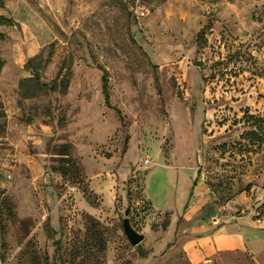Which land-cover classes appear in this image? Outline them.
<instances>
[{
  "label": "rangeland",
  "instance_id": "rangeland-1",
  "mask_svg": "<svg viewBox=\"0 0 264 264\" xmlns=\"http://www.w3.org/2000/svg\"><path fill=\"white\" fill-rule=\"evenodd\" d=\"M0 14V264H184L158 235L195 170L213 206L264 218V122L243 113L264 116V0H0Z\"/></svg>",
  "mask_w": 264,
  "mask_h": 264
},
{
  "label": "crops",
  "instance_id": "crops-1",
  "mask_svg": "<svg viewBox=\"0 0 264 264\" xmlns=\"http://www.w3.org/2000/svg\"><path fill=\"white\" fill-rule=\"evenodd\" d=\"M197 179L192 185L189 176L184 193L170 209L168 225L159 232L164 247L173 242L166 252L178 250L184 264H202L224 252L246 253L254 264H264V218L254 219L252 208L237 213L236 201L213 206L206 184L201 176Z\"/></svg>",
  "mask_w": 264,
  "mask_h": 264
},
{
  "label": "trees",
  "instance_id": "trees-1",
  "mask_svg": "<svg viewBox=\"0 0 264 264\" xmlns=\"http://www.w3.org/2000/svg\"><path fill=\"white\" fill-rule=\"evenodd\" d=\"M5 21H8V20L5 17L0 16V22H5ZM202 40L204 42H206V39L205 38H202ZM1 64H2V60L0 59V66H1ZM101 70H103L102 71V74H101V92L103 94L104 103L107 106H111L110 103H109L108 91H107V76H106V73H105L104 69L101 68ZM42 85L43 86H48L45 83H42ZM115 110L120 115V119L122 121V116L120 114L119 109L118 108H115ZM243 113L246 114V117L245 118L248 119L249 121H251V123H255V122L259 123L260 121H263L264 122V116L263 115H257L256 113H251L248 110H246ZM252 132L253 131H251V133ZM57 153L60 154V155H62V156L63 155L66 156L64 158H68L67 156L69 155V145L68 144L61 145V148L57 151ZM198 175H199V170H197V175H196V178L193 180V184L192 185H194V183H195Z\"/></svg>",
  "mask_w": 264,
  "mask_h": 264
},
{
  "label": "water",
  "instance_id": "water-1",
  "mask_svg": "<svg viewBox=\"0 0 264 264\" xmlns=\"http://www.w3.org/2000/svg\"><path fill=\"white\" fill-rule=\"evenodd\" d=\"M128 208L124 209V217L121 218L122 231L131 245L138 244L143 239V234L135 230L127 217Z\"/></svg>",
  "mask_w": 264,
  "mask_h": 264
},
{
  "label": "built area",
  "instance_id": "built-area-1",
  "mask_svg": "<svg viewBox=\"0 0 264 264\" xmlns=\"http://www.w3.org/2000/svg\"><path fill=\"white\" fill-rule=\"evenodd\" d=\"M142 161H143V162H147V161H148V158H147V157H144ZM257 220H258V219H257Z\"/></svg>",
  "mask_w": 264,
  "mask_h": 264
}]
</instances>
